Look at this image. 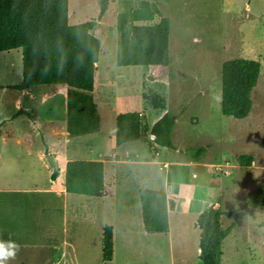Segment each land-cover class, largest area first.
Wrapping results in <instances>:
<instances>
[{"label": "rangeland", "instance_id": "1", "mask_svg": "<svg viewBox=\"0 0 264 264\" xmlns=\"http://www.w3.org/2000/svg\"><path fill=\"white\" fill-rule=\"evenodd\" d=\"M142 2L158 9L159 16H155L153 23L162 17L169 21L170 65L167 70L116 64V18L120 13L136 9ZM98 14V0H68L70 26L96 20ZM94 34L100 40L95 101L101 117V132L64 138L61 133L66 125L65 87L34 86L26 92L11 89L21 82V50L2 52L0 155H45L48 165L47 157L53 155L57 157L56 168L49 166L52 172L56 169L59 174L64 159L89 161L93 160V155L128 152L138 154L141 160L151 159L150 143L143 140L126 148L115 146L112 117L137 112L151 126L161 111L153 109L146 99L155 96L164 101L166 113L176 117L172 144L177 151L157 147L156 164H129L119 169L118 175L108 161L105 164L107 184L115 175L116 180L121 179L115 203H131L123 191V187H128L127 181L142 188L146 180L160 184L165 176L170 180L178 176L180 181L176 162L184 160L187 150L202 148L200 163L205 166L201 171L192 170L191 186L198 197L208 201L207 206L221 198L225 213L222 226L233 225L216 253L217 263L264 264V207L241 208L250 193L264 186V0H111ZM234 59L260 64L258 82L251 93L252 110L244 120L224 117L220 112L221 65ZM47 120L54 122L59 135L53 145L51 141L45 143L40 137L25 134L34 123L42 126ZM240 155L252 156L254 163L249 167L239 166L236 157ZM105 159L111 160L113 156ZM23 172L25 177L30 175L27 167ZM156 184L144 188H158ZM70 198L87 200L93 206L89 210L92 215L79 225L68 222L64 236L66 245H61L57 251V263L106 264L101 259V228L108 222L106 209L112 205L113 198L79 195ZM59 224L57 214V244L62 240ZM183 227L173 232L170 240L138 236L118 243L110 264H201L198 229L194 230L192 222H186ZM6 264L37 262L33 252H24Z\"/></svg>", "mask_w": 264, "mask_h": 264}, {"label": "trees", "instance_id": "2", "mask_svg": "<svg viewBox=\"0 0 264 264\" xmlns=\"http://www.w3.org/2000/svg\"><path fill=\"white\" fill-rule=\"evenodd\" d=\"M111 0H98L96 20L70 26L68 0H0V53L21 50V82L11 89L23 91L34 86L66 87V125L68 138L87 136L100 129V116L95 101L96 67L100 40L94 34L97 22L106 13ZM155 5L139 6L116 18L118 33L116 64L119 67H147L167 70L169 59V21L160 18ZM260 64L234 59L221 65L222 116L246 119L252 110L251 93L256 87ZM155 110H165V103L155 96L146 99ZM176 117L165 113L152 124L137 112L120 113L115 118L116 147L149 137L151 144L173 150L172 132ZM153 152L152 149H150ZM204 150L189 149L186 157L198 160ZM249 155L236 157L241 167L252 163ZM58 173L52 174L55 180ZM64 190L68 194L100 198L104 195V169L99 161H67ZM139 205L143 231L166 234L168 213L175 210L177 199L164 192L140 188ZM264 207V186L250 193L242 209ZM222 200L217 198L197 217L199 256L201 264H218L216 253L230 235L233 225L224 228ZM113 256L112 228L105 226L101 235V259L109 263Z\"/></svg>", "mask_w": 264, "mask_h": 264}, {"label": "crops", "instance_id": "3", "mask_svg": "<svg viewBox=\"0 0 264 264\" xmlns=\"http://www.w3.org/2000/svg\"><path fill=\"white\" fill-rule=\"evenodd\" d=\"M28 90L30 88L18 92H26ZM19 110L23 111L22 109ZM165 113V110L161 111L155 122ZM15 115L18 116L19 113ZM116 116L117 114L112 117L113 128L111 134L113 141ZM32 126L25 133L28 137H40L45 143L46 141H51L52 145L55 143L57 137H59L55 131L54 122L50 120L44 121L42 126H39L37 123H34ZM100 132L101 123L99 131L94 134H99ZM61 134L64 138H68L66 131ZM140 141L142 140L129 142L117 148H126L130 144ZM143 142L150 143V149L153 150V157L151 159L141 160L138 154L128 152L126 154L120 153L119 155L117 153L103 156L100 154L93 155V160H89L101 162L104 169V195L96 199H104L107 197L113 198L114 202L106 209L109 219L101 228V231L105 226L112 228L113 256L111 262L107 264L114 261L117 245L123 241L127 242L138 236L154 238L155 240L159 238H168L170 240L173 237V232L184 229L183 226L186 225V222H192L195 230L194 224L197 217L208 207V201L198 197L199 195L196 189L191 186L190 182L192 170L201 171L205 164L200 163V158L194 161L189 160L185 156L184 160L176 162V165L179 166L178 173L181 176L180 181L178 180V176L172 180L165 176L160 184H156L153 181L150 182L149 180L143 182L144 187L146 185H159L158 188L150 190L161 191L177 199L175 210L168 213V232L166 234H146L142 227L141 209L138 198V190L142 187L139 184L132 186L127 181L126 185L128 187H123V191L126 196L130 197L131 203L123 204V202L115 203L114 201L117 195V185L121 181V179L116 180L119 169L129 164L153 165L157 163V157L159 156L158 146H151L149 137H146ZM173 150L177 151L174 146ZM45 153L47 154V150ZM111 156H113V159H105ZM49 157L53 162L54 168H56L55 161L57 157L53 155H49ZM44 159L45 155H0V240H13L18 245V251L15 255L18 253L33 252L37 264H59L56 259L57 251H60L61 245H66L64 244V236L67 233L68 222L73 223V225L87 222L89 216L92 215L89 210L93 206L91 207L87 200L82 202L81 200L72 199L70 197L73 194L65 192L64 173L65 164L69 161L68 159L63 160L60 174L56 169L52 172V168ZM108 161L117 170L114 173L116 175L110 179L109 185L107 184L105 172V164ZM252 163H254V160H252ZM163 166L167 167V164ZM25 167L29 168L30 171V175L27 177L24 176L23 172V168ZM55 172L58 175L55 180H52L51 176ZM38 175L40 176L38 177ZM57 214L59 216V228L62 234L60 244L56 242Z\"/></svg>", "mask_w": 264, "mask_h": 264}, {"label": "clouds", "instance_id": "4", "mask_svg": "<svg viewBox=\"0 0 264 264\" xmlns=\"http://www.w3.org/2000/svg\"><path fill=\"white\" fill-rule=\"evenodd\" d=\"M18 251V245L11 239L0 240V264H6V262L14 258Z\"/></svg>", "mask_w": 264, "mask_h": 264}, {"label": "water", "instance_id": "5", "mask_svg": "<svg viewBox=\"0 0 264 264\" xmlns=\"http://www.w3.org/2000/svg\"><path fill=\"white\" fill-rule=\"evenodd\" d=\"M48 163L51 167H54L53 162L50 157H47Z\"/></svg>", "mask_w": 264, "mask_h": 264}]
</instances>
